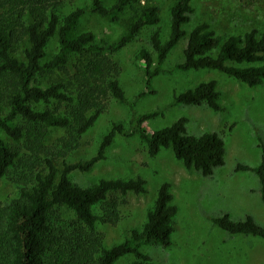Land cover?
<instances>
[{
	"label": "trees",
	"instance_id": "obj_1",
	"mask_svg": "<svg viewBox=\"0 0 264 264\" xmlns=\"http://www.w3.org/2000/svg\"><path fill=\"white\" fill-rule=\"evenodd\" d=\"M136 2L116 0L105 7L102 0H91L88 7L75 8L61 17L57 11L60 0H0V133L9 140L0 136V177L18 189L17 197L0 203V264H116L127 255L134 258L130 264H152L141 246L171 245L178 209L169 183L159 186L141 228L130 230L122 242L106 246L98 224L115 225L121 202L129 194H144L146 181L141 177L100 179L83 187L70 179L72 172H87L104 160L117 135H136L151 157L170 149L185 169L202 176L212 175L224 164L225 144L220 135H190L186 118L156 131L145 129L144 123L160 115L158 111L139 116L129 130L112 124L91 158L67 161L108 99L125 101L119 67L110 56L145 26L157 25L160 18L155 5L143 7L126 33L110 44L97 42L92 32H77L78 22L87 11L115 21ZM193 11L191 0H175L170 7L168 38L162 42L158 30L152 33L154 69L150 52L139 51L147 93H153L150 81L185 35L182 27ZM53 39L56 52L48 57L47 47ZM176 67L214 70L249 87L262 85L264 32L251 29L222 39L201 23L189 33L183 61ZM219 96L212 80L175 96L172 105H206L220 111ZM236 171L255 174L264 205V150L256 167L239 164ZM212 221L228 234L264 240V227L250 215L235 221L223 214Z\"/></svg>",
	"mask_w": 264,
	"mask_h": 264
},
{
	"label": "rangeland",
	"instance_id": "obj_2",
	"mask_svg": "<svg viewBox=\"0 0 264 264\" xmlns=\"http://www.w3.org/2000/svg\"><path fill=\"white\" fill-rule=\"evenodd\" d=\"M174 1L137 0L115 21L89 11L80 18L77 32H92L97 42L108 44L126 33L143 7L155 5L160 20L155 26H145L126 46L110 56L119 67L118 81L125 101L108 99L103 112L79 139L78 147L69 154L67 161L73 163L91 158L112 124H121L129 130L139 116L158 111L160 115L144 123L145 129L156 131L179 118H186L188 134L199 136L216 132L220 135L225 144L224 164L212 175L202 176L185 169L170 149H161L151 157L136 135H117L104 160L87 172H72L70 179L83 187L93 186L100 179L141 177L146 181L144 194H129L121 202L115 225L98 224L97 229L106 246L122 242L130 230L141 228L159 186L167 182L178 211L169 247L144 245L140 248L150 257L152 264H264L263 239L228 234L212 221L223 214L235 221L250 215L264 227V205L260 200L258 180L251 171H236L239 164L253 168L260 163L264 150V84L249 87L218 71L180 70L176 67L183 61L189 33L201 23L208 24L222 39L242 35L251 29L263 33L264 0H191L194 11L182 27L185 35L168 53L160 72L152 77L149 88L153 93H147L144 64L138 53L141 49L150 52L151 69L155 68L156 53L151 47L150 36L158 30L162 42L168 38L170 7ZM115 2L102 0L105 7ZM90 3L91 0H60L57 11L62 17L75 8L88 7ZM55 52L56 41L53 39L48 44L47 56ZM68 70L73 72L70 66ZM212 80L217 84L222 110L213 111L206 105H172L175 96ZM143 91L145 94L140 95ZM17 195L16 186L0 177V203ZM95 211L101 214L99 207ZM133 260V256L127 255L116 264H130Z\"/></svg>",
	"mask_w": 264,
	"mask_h": 264
}]
</instances>
